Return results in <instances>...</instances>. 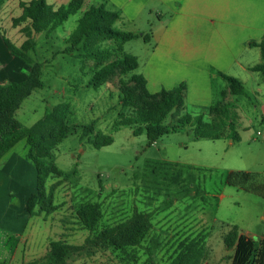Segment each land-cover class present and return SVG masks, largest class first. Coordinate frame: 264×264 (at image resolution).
<instances>
[{
  "label": "rangeland",
  "instance_id": "1",
  "mask_svg": "<svg viewBox=\"0 0 264 264\" xmlns=\"http://www.w3.org/2000/svg\"><path fill=\"white\" fill-rule=\"evenodd\" d=\"M28 1L5 0L0 8V82H21L27 76L28 68L9 56L2 37L15 46L24 41L20 32L24 24L15 26L14 20L21 15L19 3ZM69 1L47 0V3L57 7ZM136 1L140 0H132L135 7ZM122 2L127 0H82L77 14L69 16L48 36L39 34L35 37L36 50L30 56L42 64L43 88L23 101L16 120L30 127L43 116L46 108L51 109L63 102L70 106L68 124L92 125L93 134L81 136L79 129L53 150L54 165L69 175L67 181L58 178L47 180V187H54L52 200L57 210L53 214L21 216L19 202L22 191L14 184L16 175H12V182L5 184L4 194L8 191L10 198L8 205L0 204V210H7L1 220L7 229L0 231V264H27L38 260L48 251L51 240L83 245L90 235L75 224L74 212L86 203L100 204L96 231L114 226L134 212L153 214L151 230L143 237L140 247L115 250L90 246L73 255L68 264H169L180 246L201 231L209 235L202 264H232L233 250H227L223 243L228 232L234 231L254 241L264 238V186L260 185L264 182V143L253 148L258 156L250 161L248 174L242 172L243 165L239 161V155L246 152L243 140L247 136L257 142L264 141V126L259 120L249 132H243L236 120L224 123L225 119L219 118L213 121V125L207 121L210 125L209 139L193 140L189 128H180L157 137L151 144L144 134L133 136L127 127L112 130L120 110L117 104L118 78L98 89L86 87L94 68L93 62L61 54L66 47L65 39L85 11L103 4L105 10L117 12L121 19L125 7ZM179 2L176 1L174 7H178ZM239 10L244 13L246 44L264 45V33L259 40L254 36L259 31L264 32V0H243V8ZM257 15L260 17V29L255 31L247 23ZM171 17V11L165 9L159 0H150L136 21L129 24L127 21L119 23V20L114 25L116 30L139 35V38L122 45L125 53L138 60L139 68L134 74L140 75L141 65L153 47V43L146 44L140 38L158 34ZM99 47L114 53L116 44L107 41ZM249 51L256 53L255 49ZM232 72L235 74L236 71ZM238 76L245 93L253 100L255 81L261 76L245 73H238ZM154 88L150 85L147 91L152 94ZM237 99L238 102L249 103L246 98ZM185 114H188L186 110L173 112L165 119L164 125L169 128L176 126L177 119ZM96 134L111 138L112 143L95 148ZM238 137L242 142L237 145L235 140ZM97 142L101 140L97 139ZM230 142L232 146L226 152ZM26 152L24 141H19L3 157L1 164L12 154L23 157ZM32 179H35V174ZM26 180L29 181L30 177ZM185 180L191 188L187 187ZM18 225H21L20 231H13Z\"/></svg>",
  "mask_w": 264,
  "mask_h": 264
},
{
  "label": "trees",
  "instance_id": "2",
  "mask_svg": "<svg viewBox=\"0 0 264 264\" xmlns=\"http://www.w3.org/2000/svg\"><path fill=\"white\" fill-rule=\"evenodd\" d=\"M4 2L0 0V8ZM19 7L21 15L14 23L15 26L24 24L20 28L24 41L15 46L2 37V42L9 56L22 62L28 68V73L21 82H0V161L19 141H24L27 148L25 159L36 171V192L28 197L24 210L28 217L40 214L48 216L57 210V205L52 200L54 187H47V180L58 178L67 181L69 177L54 165L53 150L64 138L79 129L81 136L93 134V126L69 125L70 106L63 102L51 109L46 108L43 116L30 127L20 124L15 113L34 91L43 88L42 64L30 56L36 50V35L48 36L56 30L69 16L80 11L82 0H70L57 7L48 4L47 0H30L20 2ZM119 20L120 15L105 10L103 4L91 6L76 20L74 29L65 39L66 47L61 52L63 55L93 62L94 68L86 87L98 89L118 78L117 104L120 110L112 130L127 127L133 136L144 134L151 144L157 137L176 132L180 128H189L193 140L211 138L210 125L201 116L185 114L177 119L176 126L169 128L164 125L170 114L182 111L186 86L181 83L171 90L162 89L150 94L144 78L134 74L138 67L137 58L122 49L123 44L139 38V35L116 30L114 25ZM142 39L147 42V35H142ZM107 41L116 44L114 53L100 49V44ZM250 46L258 47L262 58V64L253 67L252 71H264V45L252 42ZM218 75L232 95H245L243 86L236 78L220 73ZM97 139L101 142H97ZM111 143V138L96 134L93 146L99 149ZM99 211V203H86L74 212L75 224L90 235L83 245H70L62 240L51 242L44 256L27 264H68L73 255L90 246L100 249L111 247L115 250L140 247L143 237L151 229L153 214L134 212L124 221L96 231ZM208 236V232L201 231L182 244L169 264H202ZM223 243L227 250L234 249L232 264H264V239H245L231 231L225 235Z\"/></svg>",
  "mask_w": 264,
  "mask_h": 264
},
{
  "label": "crops",
  "instance_id": "3",
  "mask_svg": "<svg viewBox=\"0 0 264 264\" xmlns=\"http://www.w3.org/2000/svg\"><path fill=\"white\" fill-rule=\"evenodd\" d=\"M149 1L134 2L138 3L137 7L133 5L132 0L122 2L125 7L120 22H118L133 23L136 21ZM159 1L165 9L171 11L172 17L163 30L151 37L147 35L148 41H143L146 44L153 43L150 53L147 54L141 65L140 75L146 81V89H149L150 85L155 86L151 90V93L154 94L162 89L171 90L184 83L186 90L182 110H186L191 117L201 116L205 123H211V125H213V121L216 122V119L219 118L220 120L224 118V123H230L234 119L243 132H249L258 120L264 126V78H262L264 71H252L253 67L262 64V58L258 47L250 48L251 46L246 44L248 40H246L244 31V13L239 10L241 7L243 8V0ZM176 1L181 2H179L178 7H174ZM126 11L129 13L128 16ZM259 18L257 15L249 21L248 27L255 31L259 30ZM192 33L196 34L193 35ZM262 33L264 32L259 31L258 34L254 35L255 39H261ZM230 37L232 39H229ZM251 49H255L256 53H251L252 51H249ZM232 71H236L235 74ZM219 73L235 77L240 83L242 81L238 78V73L261 76L258 81H255L253 100L249 98L247 93L242 96L232 95L227 84L219 77ZM155 74L159 77L155 78ZM164 76L166 77L163 78ZM210 81L214 82L210 83ZM238 97L248 99L249 103L238 102ZM19 112L20 108L16 111L15 118ZM257 135L260 134L257 133ZM235 141L238 145L242 139L238 137ZM243 141L246 144V152L244 155H239V161L243 165L242 172L248 174L247 167L250 161L258 156L254 153L253 148L263 144L264 141L262 143L257 142L255 138H249V136ZM231 146L232 143H228L225 151L227 152ZM2 162L3 160L0 161V204L2 203V206L9 204L10 194L8 191L4 194L3 189L7 182L13 181L12 175H16L14 184L22 191L20 193L19 211H21L20 215L25 217L27 216L24 210L25 203L28 197L36 192V171L26 161L25 155L20 157L12 154L3 165ZM34 174L35 179L31 180ZM27 177H30L29 181L26 180ZM185 184H187L186 180ZM260 185L264 186V182ZM187 187L191 188L192 186L187 184ZM27 188L28 190H25ZM6 211L0 210V231L3 228L7 229L1 223ZM20 229L21 225H18L13 231H20ZM238 237L241 236L238 235ZM55 241L58 240H51L48 245ZM231 250L234 253V249Z\"/></svg>",
  "mask_w": 264,
  "mask_h": 264
},
{
  "label": "built area",
  "instance_id": "4",
  "mask_svg": "<svg viewBox=\"0 0 264 264\" xmlns=\"http://www.w3.org/2000/svg\"><path fill=\"white\" fill-rule=\"evenodd\" d=\"M154 143H155V142H154ZM154 143H153V144H154Z\"/></svg>",
  "mask_w": 264,
  "mask_h": 264
}]
</instances>
